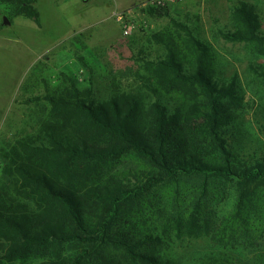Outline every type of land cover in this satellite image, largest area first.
<instances>
[{
    "label": "trees",
    "instance_id": "16d2710c",
    "mask_svg": "<svg viewBox=\"0 0 264 264\" xmlns=\"http://www.w3.org/2000/svg\"><path fill=\"white\" fill-rule=\"evenodd\" d=\"M0 4L39 23L35 0ZM145 13L171 21L151 36L164 53H140L107 97L67 78L27 100L46 106L0 148V264H177V244L201 239L216 251L194 264H264V156L227 136L243 111L236 80L168 6ZM233 22L223 38L264 56L253 8L240 3Z\"/></svg>",
    "mask_w": 264,
    "mask_h": 264
},
{
    "label": "rangeland",
    "instance_id": "374dc122",
    "mask_svg": "<svg viewBox=\"0 0 264 264\" xmlns=\"http://www.w3.org/2000/svg\"><path fill=\"white\" fill-rule=\"evenodd\" d=\"M152 0H35L39 23L7 18L9 9L0 4V148L37 128L44 88L63 85L67 78L84 87L90 79L97 97L105 98L113 79L135 71L138 56L155 59L164 49L151 36L171 28L169 18L145 13ZM171 17L187 22L213 50L215 70L223 79L235 78L243 98V111L228 131L230 147L241 156H264V78L254 69L264 56L251 53L246 44L230 42L221 32L234 30L233 12L240 3L253 8L264 33V0H162ZM123 16L122 20L117 15ZM6 18L9 24H4ZM131 77V78H130ZM127 78L132 79V76ZM124 84L126 80H121ZM234 192L224 206H232ZM216 251L208 241L184 240L177 244V264Z\"/></svg>",
    "mask_w": 264,
    "mask_h": 264
},
{
    "label": "built area",
    "instance_id": "2783aa9c",
    "mask_svg": "<svg viewBox=\"0 0 264 264\" xmlns=\"http://www.w3.org/2000/svg\"><path fill=\"white\" fill-rule=\"evenodd\" d=\"M167 1H172V2H173L174 0H167ZM150 4H151L152 6H158V5H164L165 3L162 2V0H152V1L150 2ZM122 18H123L122 15H120V14L117 15V19H118L119 21H121Z\"/></svg>",
    "mask_w": 264,
    "mask_h": 264
},
{
    "label": "water",
    "instance_id": "95a60500",
    "mask_svg": "<svg viewBox=\"0 0 264 264\" xmlns=\"http://www.w3.org/2000/svg\"><path fill=\"white\" fill-rule=\"evenodd\" d=\"M3 23H4V24H9V22L7 21L6 18L3 19Z\"/></svg>",
    "mask_w": 264,
    "mask_h": 264
}]
</instances>
